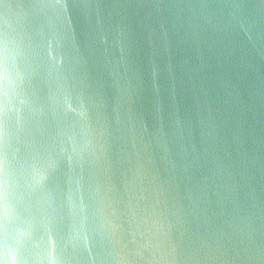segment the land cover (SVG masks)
I'll return each instance as SVG.
<instances>
[{
	"label": "water",
	"instance_id": "obj_1",
	"mask_svg": "<svg viewBox=\"0 0 264 264\" xmlns=\"http://www.w3.org/2000/svg\"><path fill=\"white\" fill-rule=\"evenodd\" d=\"M0 264H264V0H0Z\"/></svg>",
	"mask_w": 264,
	"mask_h": 264
}]
</instances>
